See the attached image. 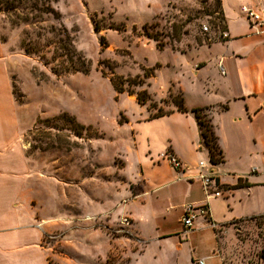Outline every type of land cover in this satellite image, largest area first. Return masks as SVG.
I'll use <instances>...</instances> for the list:
<instances>
[{"label":"rangeland","instance_id":"374dc122","mask_svg":"<svg viewBox=\"0 0 264 264\" xmlns=\"http://www.w3.org/2000/svg\"><path fill=\"white\" fill-rule=\"evenodd\" d=\"M3 1L12 8L0 12V43L9 57L13 98L24 108V155L32 175L62 185L60 208L54 193L36 195L32 207L35 217L52 222L51 231L42 227L43 243L55 254L48 264H128V251L139 243L131 220L122 232L119 219L128 216L115 211L140 192L129 176L136 124L170 111L185 78H193L221 42L217 1ZM49 7L56 14L41 12ZM143 91L141 105L136 97ZM124 190L128 196L120 198ZM178 216L164 210L160 231H181ZM225 226L224 234L214 229L226 239L223 264H264L258 257L264 217Z\"/></svg>","mask_w":264,"mask_h":264},{"label":"crops","instance_id":"0c3cea01","mask_svg":"<svg viewBox=\"0 0 264 264\" xmlns=\"http://www.w3.org/2000/svg\"><path fill=\"white\" fill-rule=\"evenodd\" d=\"M219 1L225 37L178 90L186 111L173 105L169 114L136 124L135 171L129 176L140 192L115 211L128 216L139 243L128 251V264H194L198 259L223 264L226 239H218L205 218L197 216L191 230L182 233L187 206L207 205L219 234L229 229L225 225L264 217V32L251 28L240 10L262 12L264 0ZM193 109H202L212 127L221 153L216 164L209 160ZM23 110L13 98L9 57L0 43V264H48L55 254L43 243L42 227L51 231L52 222L35 217L32 207L36 195L54 193L60 208L62 185L32 175L21 141ZM164 151H171L183 168L175 171L160 159ZM199 162L203 169L197 168ZM199 173L215 175L220 197L206 200ZM164 210L178 213L181 231H160ZM198 230L206 234L197 236Z\"/></svg>","mask_w":264,"mask_h":264},{"label":"built area","instance_id":"2783aa9c","mask_svg":"<svg viewBox=\"0 0 264 264\" xmlns=\"http://www.w3.org/2000/svg\"><path fill=\"white\" fill-rule=\"evenodd\" d=\"M241 12L245 15L247 20L249 21V24L251 28H253L256 32H264V10L262 12H254L251 9L247 7H241ZM203 30H207L206 27H203ZM221 37L224 38L225 34L224 32H221ZM221 70V69H220ZM160 159L164 160L172 169L175 171H179L183 168L182 163L180 160L171 152V151H164L158 156ZM205 165L203 162H199L197 164L198 169H203ZM187 168V167H186ZM197 178L200 181L202 190L204 192L206 200L211 198H218L221 195V190L219 189V186L216 181V177L214 174H201L199 173ZM197 216H201L206 219L208 216V207L207 205H200L197 207L187 206L182 214V217L180 219V223L182 225V233H187L191 230L192 224L194 219ZM120 224V230L122 232L125 231L126 228L130 227V221L128 217H121L119 219ZM210 226L212 229H216V225L211 224ZM194 264H204V261L201 259H198L194 262Z\"/></svg>","mask_w":264,"mask_h":264},{"label":"trees","instance_id":"16d2710c","mask_svg":"<svg viewBox=\"0 0 264 264\" xmlns=\"http://www.w3.org/2000/svg\"><path fill=\"white\" fill-rule=\"evenodd\" d=\"M51 1L53 3L56 2V0H51ZM216 1H217V4H218V7H219L218 8V16H220L219 19L223 20V18L221 17V11H220V1L219 0H216ZM11 4L12 3H8V2H4L3 0H0V12H3V13L9 12L11 10V8H12ZM32 8L34 10H38L36 5H33ZM41 12L44 13V14H48V15L56 14L55 11L52 8H50V7L45 9V10H42ZM23 22H26V20H24ZM221 32H223V27H222ZM60 41H61V39L58 40V42H60ZM61 50L64 51V53L67 56L70 55V57L73 58V60H76V62H81L82 65L84 64V60L80 56H78L73 50H71V48H68V47L63 45ZM24 51H25V53L29 54V51H28L27 48L24 49ZM76 70H78V69H76ZM114 88H115V90L118 93L122 92L121 89H119L117 87H114ZM141 95H142L141 97H140V95H137L136 100H137L138 104L142 105L146 101V92L143 91V93H141ZM174 105L176 106L178 111H181V112H185L186 111V109L183 107V100H182L181 96H180V99H178V100L174 99ZM192 112L195 115L197 126H198V130H199V133H200V137H201L203 145L205 146V148H206V150L208 152L209 160H210V162L212 164H216L221 159V153H220V150H219V148L217 146L216 137L214 136L212 127L209 124V121L202 114V109H193ZM169 113H170V111L158 113L156 115L149 116L148 119L151 120V119H154V118H158V117L167 115ZM258 257L264 263V249L260 251Z\"/></svg>","mask_w":264,"mask_h":264}]
</instances>
